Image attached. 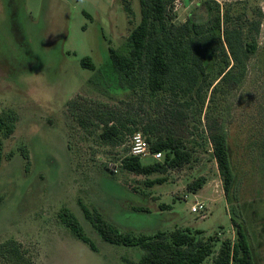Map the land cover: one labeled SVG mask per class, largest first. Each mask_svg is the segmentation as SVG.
Returning a JSON list of instances; mask_svg holds the SVG:
<instances>
[{"label": "rangeland", "instance_id": "obj_1", "mask_svg": "<svg viewBox=\"0 0 264 264\" xmlns=\"http://www.w3.org/2000/svg\"><path fill=\"white\" fill-rule=\"evenodd\" d=\"M217 5L226 20L219 51L207 57L202 99L195 95L186 107L188 99L150 93L142 74L122 79L110 61V49L129 52L130 31L141 19L139 0H0V119L7 125L0 130V264H20L8 260L11 248H19L23 264H138L144 250L105 242L85 211L135 236L189 228L235 241L231 205L209 145L211 131L219 129L232 138L237 215L255 264H264V170L256 166L259 154L238 149L245 130L264 136V0H181L178 11L169 12L182 24L195 11L200 21L211 19ZM254 22L260 23L259 50L245 83L218 88L225 67L220 52L227 51L223 30L240 26L246 36ZM86 58L92 67L82 64ZM107 125L117 126L123 139L103 142ZM148 126L152 139H182L193 160L164 175L124 170L127 130L146 137ZM200 177L204 187L189 191ZM196 201L207 205L205 219L192 213ZM71 218L94 249L67 227ZM203 264H215L214 257Z\"/></svg>", "mask_w": 264, "mask_h": 264}, {"label": "trees", "instance_id": "obj_2", "mask_svg": "<svg viewBox=\"0 0 264 264\" xmlns=\"http://www.w3.org/2000/svg\"><path fill=\"white\" fill-rule=\"evenodd\" d=\"M173 0H139L141 19L134 26L129 35V52L121 54L115 49H110V61L121 78L144 75L147 87L152 94L169 92L175 99L185 98L182 106L190 107L195 95L201 97V91L207 81V57L219 51L218 38L223 16L217 12L211 18L206 16L200 21L198 12L192 13L182 24H175L169 12ZM206 3L201 4V10L207 14ZM210 10V8H209ZM127 11L132 12L131 7ZM212 11V8H211ZM209 12V11H208ZM204 20V21H203ZM260 32V23L254 22L249 32L244 36L240 26L223 30L222 40L226 42L227 51L221 50V59L225 65L220 69L218 88H235L242 86L248 75L249 61L258 53L256 36ZM89 59L83 65L92 67ZM259 70L264 74V58ZM218 88H215L216 90ZM202 99V97H201ZM192 101V102H191ZM263 109V108H261ZM260 114V112L258 113ZM125 127L124 124H121ZM7 127L5 120L0 119V130ZM131 136L134 129L127 130ZM150 150L162 153V161H153L144 164L138 157L127 154L123 158L122 168L134 174L150 176L153 174L164 175L171 169H182L193 160V150L180 138L173 135L154 136V128L146 127L144 130ZM249 134L246 130L245 139L240 141L238 149L259 154L256 166L264 170V136L262 131H253ZM12 134L11 129L6 130V136ZM130 136V137H131ZM156 136V135H155ZM121 130L114 125L106 126L100 134L103 142L116 143L122 138ZM231 136L225 130H212L209 145L217 162V167L222 178L224 192L233 214L232 225L235 228L236 239L220 240L217 234L204 236L202 232L191 229H175L172 232H158L154 235L135 236L121 233L111 223L98 213L85 211V217L92 224L101 238L113 245L126 247H139L144 250L138 264H203L208 258L214 257L215 264H255L254 252L244 223L237 215L238 206L234 205L237 199V179L234 171V152ZM4 160L3 149L0 145V168ZM165 179L150 182L149 186L163 184ZM206 183L200 177L188 185V190L197 193ZM166 208V206H163ZM145 211V209H142ZM67 227L72 233L89 244L94 249L93 243L85 236L81 225L73 218L66 220ZM217 244L219 249L217 251ZM9 261L23 264L19 248L12 249ZM7 260V261H8Z\"/></svg>", "mask_w": 264, "mask_h": 264}, {"label": "built area", "instance_id": "obj_3", "mask_svg": "<svg viewBox=\"0 0 264 264\" xmlns=\"http://www.w3.org/2000/svg\"><path fill=\"white\" fill-rule=\"evenodd\" d=\"M181 5V0H173L170 10L177 12ZM128 155L142 159L151 158L154 161H162V153H154L150 150V145L142 133H135L129 138ZM188 198V196H186ZM192 213L201 215L202 219L207 217V205L202 201H196L191 207Z\"/></svg>", "mask_w": 264, "mask_h": 264}]
</instances>
